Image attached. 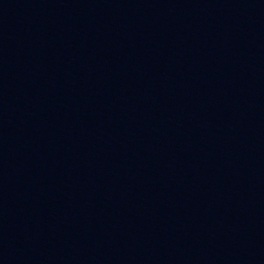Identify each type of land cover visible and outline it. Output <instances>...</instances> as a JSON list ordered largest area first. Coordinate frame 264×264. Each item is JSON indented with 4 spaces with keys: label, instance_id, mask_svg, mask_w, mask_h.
Wrapping results in <instances>:
<instances>
[{
    "label": "water",
    "instance_id": "95a60500",
    "mask_svg": "<svg viewBox=\"0 0 264 264\" xmlns=\"http://www.w3.org/2000/svg\"><path fill=\"white\" fill-rule=\"evenodd\" d=\"M0 264H264V0H0Z\"/></svg>",
    "mask_w": 264,
    "mask_h": 264
}]
</instances>
